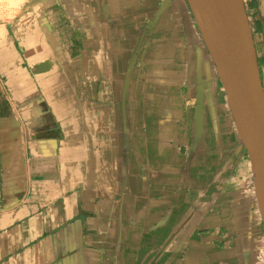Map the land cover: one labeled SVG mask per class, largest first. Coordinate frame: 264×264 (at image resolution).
Returning <instances> with one entry per match:
<instances>
[{"label": "crops", "instance_id": "1", "mask_svg": "<svg viewBox=\"0 0 264 264\" xmlns=\"http://www.w3.org/2000/svg\"><path fill=\"white\" fill-rule=\"evenodd\" d=\"M245 4L264 86V0ZM9 15L0 264H264L255 174L187 0Z\"/></svg>", "mask_w": 264, "mask_h": 264}, {"label": "water", "instance_id": "2", "mask_svg": "<svg viewBox=\"0 0 264 264\" xmlns=\"http://www.w3.org/2000/svg\"><path fill=\"white\" fill-rule=\"evenodd\" d=\"M249 155L264 222V86L245 0H187Z\"/></svg>", "mask_w": 264, "mask_h": 264}, {"label": "rangeland", "instance_id": "3", "mask_svg": "<svg viewBox=\"0 0 264 264\" xmlns=\"http://www.w3.org/2000/svg\"><path fill=\"white\" fill-rule=\"evenodd\" d=\"M19 3H21V0H0V18L9 17L10 16L9 11L10 12L13 11L15 9V7L18 6ZM12 8H14V9H12ZM6 13H8V14H6Z\"/></svg>", "mask_w": 264, "mask_h": 264}]
</instances>
